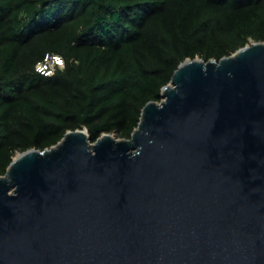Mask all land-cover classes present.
<instances>
[{"label":"water","instance_id":"95a60500","mask_svg":"<svg viewBox=\"0 0 264 264\" xmlns=\"http://www.w3.org/2000/svg\"><path fill=\"white\" fill-rule=\"evenodd\" d=\"M0 264H264V41L185 60L130 138L19 152Z\"/></svg>","mask_w":264,"mask_h":264},{"label":"trees","instance_id":"16d2710c","mask_svg":"<svg viewBox=\"0 0 264 264\" xmlns=\"http://www.w3.org/2000/svg\"><path fill=\"white\" fill-rule=\"evenodd\" d=\"M264 41V0H0V175L87 128L130 138L189 58ZM64 57L54 75L46 54Z\"/></svg>","mask_w":264,"mask_h":264},{"label":"built area","instance_id":"2783aa9c","mask_svg":"<svg viewBox=\"0 0 264 264\" xmlns=\"http://www.w3.org/2000/svg\"><path fill=\"white\" fill-rule=\"evenodd\" d=\"M65 66V59L62 55L57 53H48L45 58L37 65V71L51 76L54 75L58 69Z\"/></svg>","mask_w":264,"mask_h":264}]
</instances>
